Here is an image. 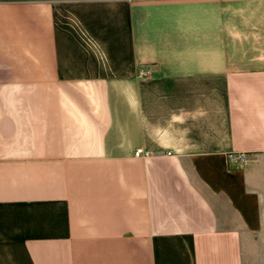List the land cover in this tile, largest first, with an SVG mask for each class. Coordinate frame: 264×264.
I'll return each instance as SVG.
<instances>
[{
    "label": "crops",
    "instance_id": "1",
    "mask_svg": "<svg viewBox=\"0 0 264 264\" xmlns=\"http://www.w3.org/2000/svg\"><path fill=\"white\" fill-rule=\"evenodd\" d=\"M0 264H264V0H0Z\"/></svg>",
    "mask_w": 264,
    "mask_h": 264
},
{
    "label": "built area",
    "instance_id": "2",
    "mask_svg": "<svg viewBox=\"0 0 264 264\" xmlns=\"http://www.w3.org/2000/svg\"><path fill=\"white\" fill-rule=\"evenodd\" d=\"M138 73L140 75H147L149 72L148 70L146 69H141L138 71ZM134 155L137 156V157H145V156H148L149 155V152L148 151H144L142 148L141 149H137L135 150L134 152ZM247 155L246 154H243V153H231L227 156V160L229 163L233 162V163H243V162H246L248 159H247Z\"/></svg>",
    "mask_w": 264,
    "mask_h": 264
}]
</instances>
